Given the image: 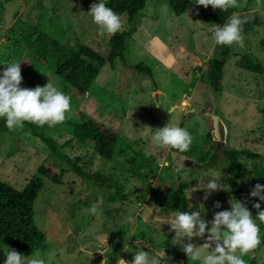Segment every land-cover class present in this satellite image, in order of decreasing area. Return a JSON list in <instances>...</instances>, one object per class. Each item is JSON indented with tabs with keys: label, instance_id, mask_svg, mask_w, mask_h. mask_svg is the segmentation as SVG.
I'll use <instances>...</instances> for the list:
<instances>
[{
	"label": "rangeland",
	"instance_id": "rangeland-1",
	"mask_svg": "<svg viewBox=\"0 0 264 264\" xmlns=\"http://www.w3.org/2000/svg\"><path fill=\"white\" fill-rule=\"evenodd\" d=\"M99 2L12 0L0 4V76L6 64L21 62V85L34 89L50 81L70 96L71 111L66 120L54 127L45 125L41 131L55 139L58 154L78 158L85 168L117 181L118 187L111 192L122 197L108 201L104 187L72 171L66 172L59 184L43 177L45 188L35 202L34 218L46 235L47 246L26 256L39 252L46 264H116L120 258L131 262L139 251L148 252L150 258L163 251L166 256L161 264H200L190 261L181 243H174L173 238L167 240L175 233L170 231L167 220L178 211H201V204L206 221H211L218 211L231 210L229 201L238 197L233 184L225 178L230 166L225 156L227 149L260 154L258 158L240 155L239 162L248 172L264 167V73L248 71L244 59L231 58L225 67L224 89L213 93L200 84L199 75L220 46L214 41V30L223 25L206 22L197 7L190 6L185 14L174 15L165 0H148L132 20L125 13L120 15L123 30H133L125 60L117 59L115 68L91 61L101 70L91 87L86 91L72 88L32 53L24 35L33 29L26 22L42 26L62 43L75 45L79 41L105 53L112 35L100 36L89 13L91 5ZM237 2L239 7L231 8V16L235 13L247 21L242 25V48L261 59L264 68V0ZM245 24L249 25L246 29ZM238 45L234 46L240 49ZM32 64L29 77H24V69ZM191 110L195 114L186 118V112ZM208 114L217 118L214 133L209 130ZM83 120H92L100 129L117 134L129 152L139 149L155 160L156 177L133 176L121 155L107 160L89 143L71 140L69 124ZM168 123L191 134L193 142L188 151L153 144L151 137L157 128ZM208 132L211 138L206 137ZM206 152L209 165L200 168L194 178L197 172L192 167L202 164L198 158ZM62 161H54L46 143L30 131L27 122L15 131L0 130V179L13 187L21 189L37 174L39 165L57 169ZM177 168L182 171L178 173ZM184 170L188 171L184 179L191 180L186 189V211L164 201ZM244 175L239 180L250 195L256 183ZM211 179H218L228 189L214 191L204 200L205 187ZM250 197L264 210V201ZM217 201L220 208L214 207ZM92 205L97 208L95 214L89 211ZM249 210L255 219L254 210ZM206 237L207 233L204 238L193 237L191 242L203 248ZM182 242L187 243V238ZM125 244L128 251L124 250ZM5 245L17 250L10 243L0 244V264L6 259ZM252 256L264 262L263 232L260 245L243 257L246 264Z\"/></svg>",
	"mask_w": 264,
	"mask_h": 264
},
{
	"label": "trees",
	"instance_id": "trees-1",
	"mask_svg": "<svg viewBox=\"0 0 264 264\" xmlns=\"http://www.w3.org/2000/svg\"><path fill=\"white\" fill-rule=\"evenodd\" d=\"M12 0H0V4H6ZM148 0H103L106 6L112 8L119 16L126 14L132 20L146 5ZM174 15H181L187 12L188 7H197L202 12V17L206 22L224 24L231 17V8L227 11L213 9L211 6L204 8L194 3V0H165ZM28 27H32L33 32L24 35V39L30 47L32 53L41 60L44 65L50 68L60 79L77 90H88L96 77L100 73V67L91 61L99 64H108L115 68V61L125 60V52L128 41L132 37L133 30H122L112 35L108 41V51L100 53L94 48L82 44L62 43L57 38L46 33L42 26L26 22ZM26 26V25H25ZM249 25L245 24L244 29ZM25 29V27H24ZM243 29V30H244ZM235 45V44H234ZM234 45H220L214 53L207 59L202 72L199 75V82L203 86H208L213 93H220L225 86L227 61L231 58L244 59L245 68L248 71L262 75L264 68L261 59L248 52L245 48L240 49ZM33 69V64L24 69V77L28 78ZM22 88H29L28 85H21ZM28 128L39 137L50 149V154L55 162L63 159L57 169H51L45 164L39 165L37 174L28 180L21 189H17L9 183L0 179V244L10 243L21 254L28 255L35 250L46 248V235L35 223V202L45 188L43 177L48 178L52 183L59 184L62 176L72 171L84 179L104 187L108 192V201H117L120 196L111 190L118 187V182L104 176L98 171H91L85 168V164L78 163L79 159H70L65 155L58 154L57 142L50 135H44L41 127L29 123ZM71 133V140L81 143H89L93 150L102 158L110 160L114 155H121L123 160L130 165V172L133 176L149 175L155 178L157 174V162L146 156L142 150H132L129 152L121 138L109 130H102L92 120L71 122L68 126ZM0 130L10 131L5 125V118H0ZM207 138H211L208 132ZM244 154L251 158H258L259 153L248 149L226 150L225 156L229 163V171H225V178L228 179L235 189L238 200L242 201L249 209H253L257 215V209L253 207L254 202L250 195L245 192L239 178L245 174L240 160V155ZM208 152L200 155L201 165H194L192 171L196 170L197 178L200 168L208 166ZM251 175V176H249ZM253 183L264 185V167H256L253 171H247L244 175ZM248 176V177H247ZM191 180L182 177L178 178L176 187L171 188L164 197V201L170 206L186 211L188 202L186 199V189L190 186ZM261 232L264 233V223L256 220ZM172 233L167 240L174 238ZM247 264H264L258 262L255 256L249 259Z\"/></svg>",
	"mask_w": 264,
	"mask_h": 264
},
{
	"label": "clouds",
	"instance_id": "clouds-1",
	"mask_svg": "<svg viewBox=\"0 0 264 264\" xmlns=\"http://www.w3.org/2000/svg\"><path fill=\"white\" fill-rule=\"evenodd\" d=\"M257 2L259 3V0ZM194 3L204 8L211 6L222 11L239 7L237 0H194ZM89 13L98 26L100 36L114 35L123 30L124 22L121 17L112 8L106 6L103 0L93 3ZM246 22L234 13L223 26L215 27V43L228 46L239 44L242 47L244 43L242 25ZM6 65L0 76V117L5 118L8 130L23 128L25 122L39 127L45 125L54 127L66 120L67 113L71 111L70 96L50 81L46 86H37L34 89L22 88L21 62H11ZM151 139L157 147H170L180 152L188 151L193 142V137L187 129L172 126L170 123L157 128ZM176 171L180 173L182 170L177 168ZM187 175L188 171L184 170L182 178H186ZM205 189L207 191L203 199L207 200L214 191L226 190L228 187L218 179H211ZM250 195L264 201V185L257 183ZM229 203L231 210L216 212L211 221L202 218L203 204L200 205L201 211L191 213L178 211L174 217L171 216L167 220L170 231L175 232L174 243H181V249L190 261H198L200 264H246L243 257L260 245L261 230L256 220L264 223V210L261 209V204L257 202L253 205L257 209L254 219L251 211L242 201L232 199ZM214 207L220 208V202H215ZM89 211L95 214L96 206L92 205ZM209 223H211L210 228ZM206 233L203 248L191 242L193 237L204 238ZM185 237L187 243L182 242ZM206 249L210 251H205ZM124 250L128 251L126 244ZM3 251L6 256L4 264H46L45 260L40 258L39 252L25 256L6 245ZM165 256L162 251L150 258L148 252L139 251L135 253L131 262L120 258L116 264H161Z\"/></svg>",
	"mask_w": 264,
	"mask_h": 264
},
{
	"label": "water",
	"instance_id": "water-1",
	"mask_svg": "<svg viewBox=\"0 0 264 264\" xmlns=\"http://www.w3.org/2000/svg\"><path fill=\"white\" fill-rule=\"evenodd\" d=\"M194 114H195V112L191 110V111L186 112L185 116H186V118H189L190 116H192ZM214 122H217V118L212 116V115H210V114H208L207 123H208V126H209V130H211L212 133L216 132L215 130L217 128V127H215L216 123L214 124Z\"/></svg>",
	"mask_w": 264,
	"mask_h": 264
}]
</instances>
